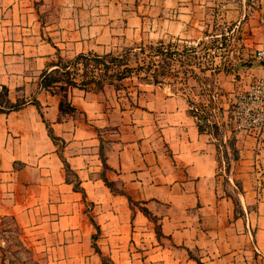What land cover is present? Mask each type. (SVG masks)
<instances>
[{"label": "crops", "instance_id": "1", "mask_svg": "<svg viewBox=\"0 0 264 264\" xmlns=\"http://www.w3.org/2000/svg\"><path fill=\"white\" fill-rule=\"evenodd\" d=\"M227 25L264 51V0H0V88L27 101L0 113V227H20L42 264H264V131L233 135L226 116L264 62L241 81L217 75L219 135L209 120L201 130L188 98L166 84L42 86L80 55L199 42ZM233 136L223 187L222 147ZM140 207L158 218L160 237Z\"/></svg>", "mask_w": 264, "mask_h": 264}, {"label": "rangeland", "instance_id": "2", "mask_svg": "<svg viewBox=\"0 0 264 264\" xmlns=\"http://www.w3.org/2000/svg\"><path fill=\"white\" fill-rule=\"evenodd\" d=\"M214 14V13H213ZM212 14V16H214ZM241 27H235L233 25L226 26L225 28L213 27L212 30L206 33L207 38L204 37L203 40L198 41H180L168 39L164 41V45H173L178 56H175L172 61L169 60V76H164L162 78L161 84H166L169 86L173 92L185 95L188 100H190V107L197 111L199 116L206 117L207 120L214 123V132L216 135L222 133V128H226V125L218 126L216 124L215 118L219 114V111H223V107L218 105V98L216 96L220 95L218 87V77L220 72L226 73L227 76L232 75L239 81L243 80V75L247 68L250 67V63L253 60L258 59L256 52H251V47H249L247 42L243 41L244 36H242ZM150 44V43H146ZM152 45H155L151 43ZM144 44L128 47L121 51L116 56L124 55L126 61H130L132 67H136L138 59L142 57H147L148 61H154L155 64H161L160 66L167 67V62L163 56H153L151 50L145 47V51H142V46ZM150 46V45H148ZM156 46V45H155ZM195 48L196 56L195 59L187 58L185 55L186 48ZM188 55V54H187ZM196 60V61H195ZM74 59L71 61H62L60 68L56 70L55 73H51L54 77H59L61 79H67L63 76L65 71L63 65L67 62H72V67L69 68L72 77L78 83H82L84 78L92 79L93 77H100L104 75V71H100V67H97L95 63L89 62L87 65L82 63H74ZM190 61L195 63L191 65ZM199 61V62H198ZM197 63H200L199 65ZM68 70V69H67ZM194 72V73H192ZM134 81L141 83L137 78L136 74H132L129 78L125 80L118 81L122 83H133ZM144 84V83H142ZM88 88L100 89L95 87V84H90ZM241 91L240 93H242ZM224 101V100H223ZM227 113L226 116L229 118L228 127L232 130L233 135L238 133L234 129V124L232 120V103H227ZM219 110V111H218ZM222 127V128H221ZM227 127V128H228ZM223 141V140H222ZM235 138L232 139L222 147L221 161L222 171H220L221 178L220 182L223 187L228 185L229 180L225 178V174L229 173L231 169L228 167L230 164V158L233 159L234 155H229L232 152V147L234 146ZM229 169V170H228ZM70 175V173H68ZM264 185L263 181L258 180L256 184V191L263 193ZM0 257L2 264V256L4 254L3 264H42V260L39 253L36 252L34 246L30 241L26 240L23 230L18 227L12 220L4 219L0 227ZM107 261V260H106ZM106 264H110L108 261Z\"/></svg>", "mask_w": 264, "mask_h": 264}, {"label": "trees", "instance_id": "3", "mask_svg": "<svg viewBox=\"0 0 264 264\" xmlns=\"http://www.w3.org/2000/svg\"><path fill=\"white\" fill-rule=\"evenodd\" d=\"M164 42H160L157 43L155 45L150 44H144L142 47V51H145L146 49H144L145 47H147L148 49L151 50V53L153 54V56H163L164 59L167 62V67L165 66H160L161 64H155L154 61H148L147 57L148 56H144L140 59H138L137 61V65L136 67H132L130 65V61H126L124 57V55L122 56H116V55H106V56H98V55H94V56H90V55H80L79 57H77L76 59H74V63H82V64H88L89 62H93L96 64L97 67L103 68L100 69V71H104V75H101L100 77H93L92 79H87L84 78L82 83H78L75 79V76L72 77V74L69 71V68L72 67V62H67L63 65V69H65L63 73V76L66 77L67 79H61L59 77H54L51 74H48L44 77V79L42 80V86L44 89H49L50 87L54 86L57 83H63L66 84L70 87H76L82 90H89L90 88H88V86L90 84H95V87L98 88H103L106 85H121V80H125L127 78H129L132 74H136L137 78L139 79V81H141V83L144 84H161L162 83V78H164V76H169V72L167 71V68L170 71L169 68V60L172 61V59L175 56H178L179 53H176L175 48L173 49V45L169 44L168 46L163 44ZM150 45V46H148ZM185 55L187 56V58H192L195 59L196 56L194 55L196 53L195 48L191 47V48H186L185 49ZM188 54V55H187ZM196 61V60H195ZM194 62L190 61V63H192L191 65H193ZM199 62V61H198ZM198 65L200 63H197ZM68 69V70H67ZM194 73V72H192ZM120 81V82H118ZM190 105L191 102L190 100H188ZM27 104V101L25 100H21L18 101L16 103H13L10 101L9 99V91L6 87L0 88V113H11V112H15V111H19L21 110L25 105ZM37 104V103H35ZM63 106V104H62ZM190 114L194 117H196L199 120V124H200V129L204 130V127L207 125V118L206 117H202L199 116V114L197 113V111H195L194 109H190ZM48 133L50 138L57 144H60V139H58L53 131L52 128L48 125ZM61 147V146H60ZM102 159L104 162V165H106V161H105V154H104V150L102 149ZM66 171L69 173L70 170L69 168H67L66 166ZM106 185L108 186V188H110V190L112 192H114L115 194H120V195H124L125 193L120 190L119 188H117L114 184H112L111 182H109L107 179H105ZM76 187H79V184L76 183L75 184ZM128 200L130 201V203L132 204H137V203H133V201L128 197ZM139 206V204H137ZM142 212L152 221L155 223L156 225V233L157 235L160 237L161 236V227L159 224V220L158 218H156L148 209H146L145 207H140ZM98 228V227H97ZM99 230V228H98ZM98 236L94 235L93 236V241H94V247L97 250V252L100 253L99 248L96 245V240H97ZM0 249H3L2 247H0ZM4 260V254L2 256V264ZM106 259L103 257V264H106Z\"/></svg>", "mask_w": 264, "mask_h": 264}, {"label": "built area", "instance_id": "4", "mask_svg": "<svg viewBox=\"0 0 264 264\" xmlns=\"http://www.w3.org/2000/svg\"><path fill=\"white\" fill-rule=\"evenodd\" d=\"M257 58L264 62V51ZM232 120L238 133L259 135L264 131V77L255 80L232 105Z\"/></svg>", "mask_w": 264, "mask_h": 264}]
</instances>
